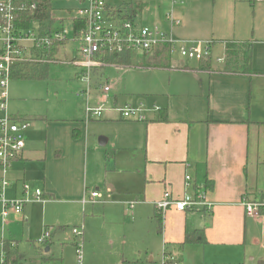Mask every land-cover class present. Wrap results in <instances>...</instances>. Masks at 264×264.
<instances>
[{
  "label": "crops",
  "instance_id": "crops-1",
  "mask_svg": "<svg viewBox=\"0 0 264 264\" xmlns=\"http://www.w3.org/2000/svg\"><path fill=\"white\" fill-rule=\"evenodd\" d=\"M189 1L148 0L142 7L152 2L155 17L151 24L160 25L178 38L210 40L213 48L216 43L213 33L199 34L201 28L197 23L190 28L193 31L186 30V18L196 19L198 9L188 4ZM114 2L122 4L123 0ZM76 6L77 3L73 8L59 6L55 9L53 3L56 18L53 27L69 25L70 14ZM169 10L179 20L178 25H171L165 18ZM252 26L249 39H223L251 43L250 73L222 70L225 53L223 41L222 56L213 61L210 54L205 60H199L203 64L198 65L197 60H175L179 56L169 53L164 66L145 67L146 63L143 62L142 68L157 73L161 83L165 78L168 83L166 87L160 83L155 85V90L150 94L156 99L152 107L140 106L144 116L142 120L124 118L121 110L131 105L118 106L116 97L111 106L105 105L107 100L104 98L99 100V105H86L102 107L98 118L104 116L103 121L115 125L117 129L116 133H107V137L97 136L102 144H107L105 160H112L111 171L123 173L131 183L140 184L137 195L134 191L118 193L115 201L127 206L130 214L134 205L143 203L155 220L159 233L157 241L161 244L163 257H170L182 264H256L260 258H264V215L250 217L243 206L244 201L264 200V0H255ZM67 43L62 44L56 54L60 49L67 52ZM71 43L76 45L75 42ZM157 50L151 54L149 62L155 58ZM74 56L72 54L69 58L70 64ZM107 67L116 66L94 69L90 83L93 76H101ZM77 68L75 78L82 85L78 94L85 97L87 104L91 91L84 93L86 84L79 79L81 69ZM9 114L13 119L30 122L24 134L26 144L23 152L11 163L7 173L10 185L6 189V196L29 199L20 214L11 212L17 219L26 221L34 204L53 200L55 194L61 191L79 198L83 208L102 204L100 209L103 212L107 209L105 205L112 204V201L104 198L90 196L92 191L101 193L105 188L85 186L77 180L73 188V185L67 186L61 182V173L73 172L72 164H66L65 147L75 151L79 145H85V124L68 127L63 136H56L52 127L55 121L60 120ZM160 115H165V119L160 120ZM43 123L49 130L40 138L39 126ZM186 175L191 177L189 185L184 183ZM54 178L59 182L51 183ZM25 183L29 186L26 193L23 190ZM35 189L41 191V201L32 200ZM165 190L174 198L184 194L200 197L206 206L185 210L169 207L161 212L157 202ZM110 193L113 196L112 189ZM11 213L3 228L0 222V237L13 243L16 241L18 264H53L61 260V257H55L50 252L51 239L43 244L33 239L38 256L26 257L19 249V240L6 236ZM156 214L161 215L159 230ZM198 230H202L204 242L183 243L186 233ZM184 244H187L186 248ZM144 258L138 254L131 258L122 256L119 264L122 260L155 264L152 252L148 256L145 254Z\"/></svg>",
  "mask_w": 264,
  "mask_h": 264
},
{
  "label": "rangeland",
  "instance_id": "rangeland-1",
  "mask_svg": "<svg viewBox=\"0 0 264 264\" xmlns=\"http://www.w3.org/2000/svg\"><path fill=\"white\" fill-rule=\"evenodd\" d=\"M53 3L55 9L59 6L73 8L76 4L75 0H53ZM254 3L255 0H190L188 4H193L198 9L195 12L197 16L193 13L196 19L186 18V30L193 31L190 28L197 23L201 28L199 34L213 33V37L216 38V43L211 49L214 61L223 54V41H226L223 39L250 38ZM137 17L139 24H151L155 17L152 2H147L138 11ZM78 47L79 44L68 42L67 52L60 49L54 61L48 65L46 78L10 80L7 110L9 113L26 117L60 120L55 121L52 127L56 136H63L68 127L85 124V131L83 130L87 136L85 145H79L75 151L65 147L66 164H72L73 172L61 173V182L67 186L73 185V188L76 185L75 180L84 183L85 186L105 188L106 191H101L100 199L112 201V204L105 205L107 209L103 212L100 209L102 204L86 205L83 208L79 198L70 192L61 191L55 194L53 200L34 204L26 221L17 219L11 213L6 236L19 240V249L26 257H36L39 251L32 241L40 238L47 226L50 231L48 240L53 241L50 252L55 257H61L60 261L53 264H78L75 237L71 229L83 225L80 264H119L122 256L131 258L138 254L145 259V254L148 256L150 252L153 254L155 264H159L163 253L161 244L157 241L159 233L155 220L151 218L152 212H148L147 207L140 203L133 206L130 214L127 206L124 207L115 201L118 193L134 191L136 194L140 186L134 181L131 183L127 180V175L112 172V160H105L107 144H102L97 136L107 137V133H116L117 129L115 125L104 122V116L86 121L84 109L86 105H99L102 98L107 100L105 105L111 106L114 97L117 98L118 106L130 104L132 107H152L156 99L150 94L155 90V85L160 83L166 87L168 82L165 78L161 83V80L159 81L161 77L157 73L138 65L143 62L147 64L151 53L143 55L141 52H132L130 66L107 67L104 74L92 77L89 86L91 94L86 104L85 97L78 94L82 89L81 82L75 78L78 68L69 63V58L72 54L75 55ZM175 60L184 59L177 57ZM200 63L203 64V61H199L198 65ZM219 63L222 64V61ZM105 82L110 87L108 92L101 91ZM48 130L45 123L40 125V138ZM54 181L57 183L58 180L54 178L51 183ZM110 189L113 190V196ZM14 242L15 246L16 241ZM184 246L186 248L187 244Z\"/></svg>",
  "mask_w": 264,
  "mask_h": 264
},
{
  "label": "built area",
  "instance_id": "built-area-1",
  "mask_svg": "<svg viewBox=\"0 0 264 264\" xmlns=\"http://www.w3.org/2000/svg\"><path fill=\"white\" fill-rule=\"evenodd\" d=\"M77 6L70 14V24H61L52 27L47 34L40 33L39 21L31 19L27 27L17 25L18 13L33 12L37 9L36 0H0V222L3 228L9 213L20 214L28 198H8L6 189L10 185L7 173L11 163L17 160L25 147V132L30 122L24 119H13L7 110L9 99V82L11 66L22 61L45 60L50 49L57 44L58 48L66 42L79 44L71 63L81 69L79 79L86 84L85 93H89L90 78L93 70L104 66H117L108 59L110 55L128 52L152 54L160 47H166L172 56H179L185 60H203L210 56L212 41L178 38L168 33L158 24L141 25L123 18L117 11L122 4L113 3V0H75ZM176 2L178 0H171ZM165 18L171 25H178L171 10ZM78 23L81 24L76 30ZM142 66V64H138ZM121 66V64H119ZM128 66V65H123ZM104 92L109 91V85H102ZM102 107L85 109L86 120L98 118ZM140 107L127 106L121 110L124 118L136 120L144 119ZM191 177H184L185 185H189ZM28 184H23V190L28 191ZM41 191L34 190L33 201H41ZM92 198L101 197L98 190L90 193ZM92 202H94L92 200ZM129 203H132L130 201ZM206 203L200 197L184 194L180 198L171 196L168 190L163 192L157 202L161 212L169 207L178 210L204 207ZM245 213L250 217L264 215V200L244 201ZM84 226L73 227L75 237V252L78 264L82 260V237ZM50 237L49 228H45L37 243L43 244ZM5 238L0 237V264H6L4 249ZM159 264H182L170 257L164 256Z\"/></svg>",
  "mask_w": 264,
  "mask_h": 264
},
{
  "label": "trees",
  "instance_id": "trees-1",
  "mask_svg": "<svg viewBox=\"0 0 264 264\" xmlns=\"http://www.w3.org/2000/svg\"><path fill=\"white\" fill-rule=\"evenodd\" d=\"M148 0H126L120 7H117V11L123 14V18L131 21L137 20V13L142 8V4ZM38 7L35 11H24L18 13L17 25L20 27H27L31 19L39 21L40 33L47 34L51 31L56 18L53 15V0H36ZM81 24L78 23L76 30H79ZM224 61L222 70L232 73H250V61H251V43L250 42H224ZM58 46L55 44L49 51L45 60L41 61H22L14 63L11 66L10 79H41L46 78L48 73L49 63L54 61V55L57 53ZM168 56V50L166 47L158 48L155 58L148 62L145 67H161L166 63L165 60ZM108 59L112 62L121 65L130 64V54L124 52L117 55H110ZM152 62V63H151ZM160 120L165 119V115H160ZM158 230L161 228V215H155ZM204 236L202 230H198L191 233H186L183 243L188 242H204ZM4 249L6 253V264H18L16 250L12 241L5 240ZM121 264H140L138 261L122 260ZM256 264H264V258H260Z\"/></svg>",
  "mask_w": 264,
  "mask_h": 264
},
{
  "label": "water",
  "instance_id": "water-1",
  "mask_svg": "<svg viewBox=\"0 0 264 264\" xmlns=\"http://www.w3.org/2000/svg\"><path fill=\"white\" fill-rule=\"evenodd\" d=\"M101 143H103L102 140H101Z\"/></svg>",
  "mask_w": 264,
  "mask_h": 264
}]
</instances>
